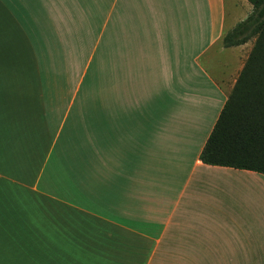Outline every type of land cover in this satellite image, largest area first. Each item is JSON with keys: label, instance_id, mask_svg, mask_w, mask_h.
<instances>
[{"label": "crops", "instance_id": "obj_1", "mask_svg": "<svg viewBox=\"0 0 264 264\" xmlns=\"http://www.w3.org/2000/svg\"><path fill=\"white\" fill-rule=\"evenodd\" d=\"M69 3L91 4L116 88L87 120L47 107L63 55L53 46L45 63L33 31L43 18L56 36L72 26ZM251 9L247 0H0V253L25 264H264V175L200 159L253 45L223 37ZM144 72L154 93L134 94Z\"/></svg>", "mask_w": 264, "mask_h": 264}, {"label": "rangeland", "instance_id": "obj_2", "mask_svg": "<svg viewBox=\"0 0 264 264\" xmlns=\"http://www.w3.org/2000/svg\"><path fill=\"white\" fill-rule=\"evenodd\" d=\"M89 6L90 11L83 12L81 9L77 8V4L69 3L70 18L73 24L65 30L62 26L58 27L59 33L57 36H59V40L56 35L51 33L53 25L50 24V21H48L47 24V18H43L42 20L38 19L39 25H36V28L33 30L35 31L36 42L49 52L46 55L45 63L53 56L50 53V48L53 46L56 49L58 48L60 55H63L64 57L55 62L57 63L56 68L53 69L56 71V76L54 78L56 80L54 83L49 84V89H54V93L51 94L50 91V96L47 97V107L50 109L52 108L53 111L66 109L68 106L73 107L74 110H80V112L83 113L82 116L85 118L84 120H87L89 117H94L95 115H93V112L96 109H100L99 112L102 113L104 109L110 107L111 90L116 93L115 85L114 87L112 86L114 76L111 74V68L109 66L108 37L105 36L106 40L104 42L96 40V38H98V32L94 31L93 18H91V15L93 14L91 11V4H89ZM76 8L79 9V11H77ZM45 12H47V8L45 9ZM103 21L104 18L97 19V27H99L100 23ZM253 40L254 38H251L249 43H253ZM45 45H47V48ZM214 51L215 49L212 53ZM90 52L91 54L89 55ZM85 57L86 62L84 61ZM217 58L221 59V56H217ZM84 62L85 66L82 65ZM86 64L89 68H87ZM81 66L83 67L81 68ZM46 68L47 75L51 76L54 74L49 65L48 67L46 66ZM148 70H150V68ZM152 71L155 74L156 69L153 68ZM209 72L211 71L208 69L207 73L209 74ZM147 75L149 79H147ZM144 77L145 79L143 82L135 83L136 88L132 87L134 94L135 91L142 93L143 88L146 86L147 88L145 91L150 89V92H153L156 85H147L148 81L149 83H152L153 76L144 72ZM122 84L124 85L123 82ZM150 97H153L152 101L155 103L156 99L154 94L150 95ZM119 102H121L122 105L125 104L124 106L127 105L126 99L125 102L124 100H120ZM97 118H99V116H97ZM261 201H264V192L258 190L256 187V202ZM0 264L25 263L22 260L15 258L13 253L9 254L2 252L0 253ZM169 264L174 263L171 261Z\"/></svg>", "mask_w": 264, "mask_h": 264}, {"label": "trees", "instance_id": "obj_3", "mask_svg": "<svg viewBox=\"0 0 264 264\" xmlns=\"http://www.w3.org/2000/svg\"><path fill=\"white\" fill-rule=\"evenodd\" d=\"M223 37L224 46L253 45L200 153L209 165L264 175V0Z\"/></svg>", "mask_w": 264, "mask_h": 264}]
</instances>
